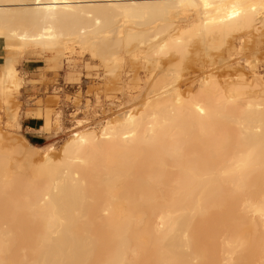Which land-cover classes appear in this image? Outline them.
Masks as SVG:
<instances>
[{
	"label": "bare ground",
	"instance_id": "1",
	"mask_svg": "<svg viewBox=\"0 0 264 264\" xmlns=\"http://www.w3.org/2000/svg\"><path fill=\"white\" fill-rule=\"evenodd\" d=\"M203 3L0 0V40L8 52L0 58V80L8 63L30 49L64 57L74 48L88 52L113 77L122 53L131 56V67L147 70L136 107L97 128L78 122L58 153L32 160L35 147L0 126V264H259L264 258L258 212L264 205V79L255 65L249 73L227 65L237 38L263 39L264 0H208L240 5L232 20ZM13 32L57 39L51 48L30 39L21 50L24 42ZM177 38L186 41V54L157 62V46ZM197 61L218 68L186 87L183 72ZM202 90L204 114L184 103ZM0 96L9 99L11 92L0 86ZM209 97H223L215 112ZM77 133L88 143L80 144ZM242 159L246 166L237 167Z\"/></svg>",
	"mask_w": 264,
	"mask_h": 264
},
{
	"label": "rangeland",
	"instance_id": "2",
	"mask_svg": "<svg viewBox=\"0 0 264 264\" xmlns=\"http://www.w3.org/2000/svg\"><path fill=\"white\" fill-rule=\"evenodd\" d=\"M254 38H237L232 48L235 52L231 49L230 55H227L230 56L227 65L243 67L245 72L249 73V64H252V67L256 66L257 73L264 77V37L263 41ZM2 46L3 42L0 40V58L8 54L3 51ZM73 50L66 52L65 57L55 52L26 50L16 57L17 87L11 91L7 103L0 96V126L11 137L24 140L23 142L35 147L32 160L36 161L48 150L58 153L71 133L79 127L78 122L80 126L100 127L118 111L136 107L146 91L144 75L147 70L137 65V69L131 67V56L128 54H121L119 67L114 74L116 76L113 77L99 59L91 57L88 52L75 48ZM29 61H37L35 67H31ZM213 68L218 67L208 66L200 61L194 62L186 73L183 72L180 81L186 87L190 86L191 81L198 75ZM135 79H138V82ZM31 118L41 120L40 126L34 131L27 128Z\"/></svg>",
	"mask_w": 264,
	"mask_h": 264
},
{
	"label": "snow or ice",
	"instance_id": "3",
	"mask_svg": "<svg viewBox=\"0 0 264 264\" xmlns=\"http://www.w3.org/2000/svg\"><path fill=\"white\" fill-rule=\"evenodd\" d=\"M203 8L204 9H209V8H215L217 10L223 11L225 13V19L227 20H232L236 17H239L241 15V6L238 4H210L208 3V0H204L203 3ZM180 7L182 8H187V7H192V8H199L201 7V5L196 4V3H187V4H181ZM262 7H264V5H262ZM254 10V9H253ZM223 22V21H221ZM207 23L209 24H215L216 21L215 20H210L207 21ZM50 31V30H49ZM209 31H211V29H209ZM0 35H4L3 32H0ZM11 35L13 37H18V39L22 42H24V44L21 46V50L23 49V47L27 46V42L31 39L32 41L37 42V46H42V47H46V48H51L53 47V43L57 37L53 36V35H48V36H40V37H29L26 33L25 34H18L16 32L11 33ZM155 39L159 40V37H156ZM47 41V42H45ZM185 44L186 41L183 38H177V39H172V40H165V42L162 45H158L155 52L153 53V56L156 58V61L158 62L159 58L161 57H170L172 54H175L176 56L179 57H183L186 54V48H185ZM93 56H96V53L93 52ZM103 58V57H101ZM148 59H152V57H149ZM15 63V61H10L8 63V65L6 66L5 69V76L2 80H0V86H3L5 89V95H7L8 92L14 91L15 88L17 87V82L15 79V72L14 69L12 67V65ZM182 65L181 64H177V68H180ZM249 67H252L251 64H249ZM178 75V73H177ZM239 78V77H238ZM261 79H264V77H261ZM9 82H11V86L9 87ZM202 95H203V90L201 91L200 95L197 96H191L189 98V100L184 101V103H187L191 106H195L196 110L198 112H200L201 114L205 113V108L202 105ZM242 97H240L239 95L236 96V100L241 99ZM181 99L177 98L176 99V103L179 104L181 103ZM208 105H209V112H215L218 107L221 105V103L223 102V97L220 98H214V97H209L208 100ZM5 103H7V98L5 99ZM229 103H235V100L229 101ZM249 107H251V105H249ZM129 120H132V116L129 113ZM57 124H59V118L57 117ZM78 139H79V143L80 144H86L88 143L87 139L81 138L80 134L77 133L76 134ZM80 163H83V161H80ZM6 164L10 165L11 164V159L8 158L6 160ZM246 166V162L242 159L241 162L237 165V167H245ZM43 167V166H42ZM55 169H49V173L51 174L52 172H54ZM44 180L43 175L38 176L36 183H42ZM45 199H48V197H45ZM259 215L264 218V205H262L259 209H258ZM161 264H166V262H161ZM259 264H264V258H262L259 262Z\"/></svg>",
	"mask_w": 264,
	"mask_h": 264
},
{
	"label": "crops",
	"instance_id": "4",
	"mask_svg": "<svg viewBox=\"0 0 264 264\" xmlns=\"http://www.w3.org/2000/svg\"><path fill=\"white\" fill-rule=\"evenodd\" d=\"M37 61H29V64L31 65V67H35ZM41 120L38 119V118H31L30 120H28V126L27 128H29L30 130L34 131L36 128H38L40 125H39V122Z\"/></svg>",
	"mask_w": 264,
	"mask_h": 264
}]
</instances>
